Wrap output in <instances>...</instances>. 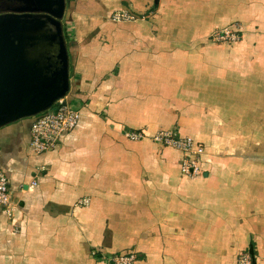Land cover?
I'll use <instances>...</instances> for the list:
<instances>
[{
    "label": "crops",
    "instance_id": "crops-1",
    "mask_svg": "<svg viewBox=\"0 0 264 264\" xmlns=\"http://www.w3.org/2000/svg\"><path fill=\"white\" fill-rule=\"evenodd\" d=\"M69 1L80 122L40 155L35 117L0 129L17 205L0 217V264H264V0ZM123 9L146 18L113 22ZM237 27L241 41L211 39ZM172 129L205 146L202 175L124 136Z\"/></svg>",
    "mask_w": 264,
    "mask_h": 264
},
{
    "label": "water",
    "instance_id": "water-1",
    "mask_svg": "<svg viewBox=\"0 0 264 264\" xmlns=\"http://www.w3.org/2000/svg\"><path fill=\"white\" fill-rule=\"evenodd\" d=\"M0 129L52 109L71 90L67 0H0Z\"/></svg>",
    "mask_w": 264,
    "mask_h": 264
},
{
    "label": "built area",
    "instance_id": "built-area-1",
    "mask_svg": "<svg viewBox=\"0 0 264 264\" xmlns=\"http://www.w3.org/2000/svg\"><path fill=\"white\" fill-rule=\"evenodd\" d=\"M145 16H139L130 10L123 9L114 12L111 20L115 23H132L144 20ZM242 28H226L215 32L211 39L217 42H238L242 39ZM80 110L76 109L69 99V95L59 99L49 111L35 117L31 126V149L36 154H44L53 150L62 137L73 131L80 122ZM124 136L131 141L152 140L162 147L172 148L184 155L181 162V172L187 177H198L203 174L201 160L206 153L205 146L189 136H180L176 130H160L153 136L141 132L127 131ZM34 179L29 189L37 185ZM87 204L83 200L79 204ZM17 205L13 199L8 176L0 169V217H12ZM137 254L129 252L120 255H111L108 264H136ZM239 264H253V258L245 253L240 256Z\"/></svg>",
    "mask_w": 264,
    "mask_h": 264
},
{
    "label": "flooded vegetation",
    "instance_id": "flooded-vegetation-1",
    "mask_svg": "<svg viewBox=\"0 0 264 264\" xmlns=\"http://www.w3.org/2000/svg\"><path fill=\"white\" fill-rule=\"evenodd\" d=\"M69 0H67V8H68V6H69ZM9 5H13L12 3L11 4H8L7 2H0V14L2 13V9L5 7V6H9ZM12 7H19V4H15V5H13ZM67 8H66V10H67ZM67 12V11H66ZM66 14V13H65ZM66 20H65V18H64V24L66 23L65 22Z\"/></svg>",
    "mask_w": 264,
    "mask_h": 264
},
{
    "label": "rangeland",
    "instance_id": "rangeland-1",
    "mask_svg": "<svg viewBox=\"0 0 264 264\" xmlns=\"http://www.w3.org/2000/svg\"><path fill=\"white\" fill-rule=\"evenodd\" d=\"M69 26V25H68Z\"/></svg>",
    "mask_w": 264,
    "mask_h": 264
}]
</instances>
